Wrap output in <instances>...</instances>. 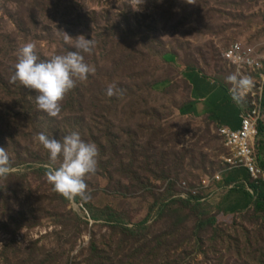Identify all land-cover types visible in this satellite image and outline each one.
Here are the masks:
<instances>
[{"label": "rangeland", "instance_id": "obj_1", "mask_svg": "<svg viewBox=\"0 0 264 264\" xmlns=\"http://www.w3.org/2000/svg\"><path fill=\"white\" fill-rule=\"evenodd\" d=\"M80 35L92 71L50 116L11 81L18 50L46 60ZM236 43L264 55V0H0V264H264V210L230 211L246 185L227 184L218 130L153 88L168 52L231 86L223 53ZM71 132L97 147L88 199L47 179L39 134Z\"/></svg>", "mask_w": 264, "mask_h": 264}, {"label": "clouds", "instance_id": "obj_2", "mask_svg": "<svg viewBox=\"0 0 264 264\" xmlns=\"http://www.w3.org/2000/svg\"><path fill=\"white\" fill-rule=\"evenodd\" d=\"M132 8L138 10L139 7ZM68 37L70 36L67 34L66 43H69ZM72 46L76 51L65 55H53L46 60L38 59L31 43H25L18 50L11 81H19L24 87L35 90L38 108L50 116H55L59 112L60 101L75 86L76 81L85 80L92 71L80 53L91 52L94 47L93 39H86L80 35L75 38ZM226 81L231 84L228 89L231 99L237 105L241 104L252 81L238 74L227 76ZM106 94L108 96L114 94L111 85L106 89ZM38 140L49 154L52 166L48 168L46 174L54 190L68 200L77 196L88 199L84 177L96 171L98 155L96 145L84 141L78 132H71L62 140L48 138L41 133ZM58 158L61 162L59 166H55ZM7 165L8 156L0 150V174L7 173Z\"/></svg>", "mask_w": 264, "mask_h": 264}, {"label": "crops", "instance_id": "obj_3", "mask_svg": "<svg viewBox=\"0 0 264 264\" xmlns=\"http://www.w3.org/2000/svg\"><path fill=\"white\" fill-rule=\"evenodd\" d=\"M164 60V66L170 71V75L167 78L159 79L153 88L160 93L169 92L176 105L175 109L178 115L205 121L218 131L224 127L232 130L241 128V106L231 99L228 92L231 86L219 82L199 68L184 64L174 52L165 53ZM257 145L258 151L261 149V161L264 163V135L259 136ZM262 168L264 169V164ZM243 181L246 184V190L250 191L252 188L249 183ZM236 193H238L236 196H232L234 202L230 204L229 208H236L239 205L245 208L247 203H241L242 192Z\"/></svg>", "mask_w": 264, "mask_h": 264}, {"label": "built area", "instance_id": "obj_4", "mask_svg": "<svg viewBox=\"0 0 264 264\" xmlns=\"http://www.w3.org/2000/svg\"><path fill=\"white\" fill-rule=\"evenodd\" d=\"M224 59L238 75L246 76L252 81L241 106L242 125L239 130L224 127L218 133L227 150L223 157L225 171L245 169L253 181H264V169L261 166L257 141L260 136L259 127L264 123V55H259L255 48H247L240 43L232 45L225 53ZM257 76L260 79H257ZM261 92V93H260ZM246 98H250L246 101ZM224 171V172H225ZM222 180V174L216 176ZM252 193L254 190L250 189Z\"/></svg>", "mask_w": 264, "mask_h": 264}, {"label": "trees", "instance_id": "obj_5", "mask_svg": "<svg viewBox=\"0 0 264 264\" xmlns=\"http://www.w3.org/2000/svg\"><path fill=\"white\" fill-rule=\"evenodd\" d=\"M260 136L264 135V123H262L259 127ZM259 153V160L261 163V166L264 164L263 161H261V149L258 151ZM240 180H245L249 183L250 187L254 190V194H252L250 191L246 190V187H243L239 192H242V201L247 203L245 208L240 207H234L231 208V212H239L243 211L246 208L250 207L251 205H255L257 209L264 210V181H261L257 183L256 181H253L250 174L245 169H235L230 172V174L226 178L227 184H232L235 182H238ZM246 185V184H245Z\"/></svg>", "mask_w": 264, "mask_h": 264}]
</instances>
